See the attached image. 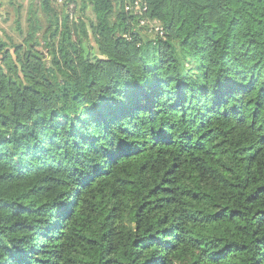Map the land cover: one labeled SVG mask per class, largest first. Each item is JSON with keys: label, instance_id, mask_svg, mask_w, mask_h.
Listing matches in <instances>:
<instances>
[{"label": "trees", "instance_id": "trees-1", "mask_svg": "<svg viewBox=\"0 0 264 264\" xmlns=\"http://www.w3.org/2000/svg\"><path fill=\"white\" fill-rule=\"evenodd\" d=\"M134 1L0 26V264H264V0Z\"/></svg>", "mask_w": 264, "mask_h": 264}, {"label": "rangeland", "instance_id": "rangeland-1", "mask_svg": "<svg viewBox=\"0 0 264 264\" xmlns=\"http://www.w3.org/2000/svg\"><path fill=\"white\" fill-rule=\"evenodd\" d=\"M28 2L30 5H33L35 3V0H5V3H1L3 8H0V11L5 12L6 11V19L5 22H2L0 19V26L1 29L3 30V39L7 41V38L11 39V42L13 44H19L22 43L24 40V37L26 36L27 32V18L28 16V8L30 5H28ZM28 5V6H27ZM17 6H20V15H19V27L21 29V34L16 30V25H15V9ZM87 15L89 17H92V14L90 10L87 11ZM41 37L42 32L39 34ZM39 39V38H38ZM40 45L37 47L38 50H40L42 53L45 52V49L43 47V43L40 42ZM92 45V44H91ZM45 54V53H44Z\"/></svg>", "mask_w": 264, "mask_h": 264}, {"label": "built area", "instance_id": "built-area-1", "mask_svg": "<svg viewBox=\"0 0 264 264\" xmlns=\"http://www.w3.org/2000/svg\"><path fill=\"white\" fill-rule=\"evenodd\" d=\"M133 6L136 8L134 10L135 14H140L142 11L146 10L145 4L143 2H141V1L139 2V0L134 1ZM139 6L142 7V11H140ZM145 24H146L145 20H140L139 21V26H144ZM151 29L154 31L155 34H157V36L163 37V31H162L161 27L158 25V23H156V22L152 23L151 24Z\"/></svg>", "mask_w": 264, "mask_h": 264}, {"label": "crops", "instance_id": "crops-1", "mask_svg": "<svg viewBox=\"0 0 264 264\" xmlns=\"http://www.w3.org/2000/svg\"><path fill=\"white\" fill-rule=\"evenodd\" d=\"M35 2H37V0H35ZM1 3H5V0H0V8H3L4 6H2ZM28 5H30L29 2ZM0 19L2 20V22L6 19V11L5 12L0 11Z\"/></svg>", "mask_w": 264, "mask_h": 264}]
</instances>
